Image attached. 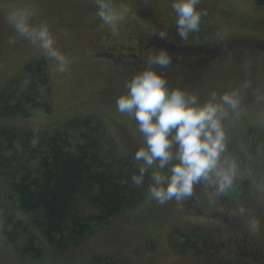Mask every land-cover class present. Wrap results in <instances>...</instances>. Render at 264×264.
<instances>
[{"label":"rangeland","instance_id":"1","mask_svg":"<svg viewBox=\"0 0 264 264\" xmlns=\"http://www.w3.org/2000/svg\"><path fill=\"white\" fill-rule=\"evenodd\" d=\"M32 2L50 23L71 65L66 73H57L54 61L17 37L0 19V216L11 215L15 220L27 215L11 203L14 199L9 198L13 193L10 183L22 169L28 146L55 132L76 135L79 129L98 124L93 134L98 144L108 150L102 151L104 160L126 157L133 164L129 169L137 173L133 143H142L143 138L136 121L117 111L116 98L124 90V80L142 69L147 55L161 48L162 43L152 40L151 45L145 40L157 31L167 33L163 40L168 43L171 64L163 71L172 86H179L186 63L194 57L187 53L186 45L240 39L209 62L204 70L210 77L203 88L207 96L213 90L223 91L251 81L252 87L245 90L247 114L229 127V135L233 142L250 139L253 153L256 145L264 144V130L253 125L264 111V105L253 102L254 90L264 85V74L258 73L264 64V48L253 46L264 42V1L201 0L199 9L207 14L201 18L200 31L187 41L176 34L171 0H117L130 5L135 19L129 18L115 35L96 16L94 0ZM13 39L15 43H10ZM98 45L113 47L109 53L112 56L102 53ZM139 50L141 60L133 66L114 57L119 51L125 54ZM35 57L45 61L46 85L34 73L33 64L28 65ZM252 172L264 175V159L254 158ZM148 183L146 178L142 199L114 215L105 226L62 250L45 244L39 257L15 249L0 225V264H264L261 244L260 250L242 247V243L229 252L212 248L218 239H226L233 232L223 212L234 216L238 231L246 230L264 240V206L249 196L247 176L239 182V200L256 209L261 224L257 233L248 231L245 218L239 216L231 198L209 199L207 190L197 188L194 197L161 206L148 197ZM74 208L86 213L95 210L87 193L77 196ZM229 245L234 246L233 242Z\"/></svg>","mask_w":264,"mask_h":264},{"label":"clouds","instance_id":"2","mask_svg":"<svg viewBox=\"0 0 264 264\" xmlns=\"http://www.w3.org/2000/svg\"><path fill=\"white\" fill-rule=\"evenodd\" d=\"M94 4L96 16L114 35L129 18L135 19L127 3L94 0ZM200 4L201 0H171L181 40L200 31L201 18L207 14ZM0 19L17 37L54 61L57 73L69 70L70 57L60 49L50 23L32 0L0 2ZM158 36L163 40L167 33L160 31ZM170 64L166 49L154 50L116 98L117 111L136 121L143 138L134 153L137 173L131 176L132 184L143 186L147 178V195L161 206L172 200L182 203L194 197L197 188L207 190L209 199L231 198L248 231L259 232L256 209L239 200V182L247 176L249 196L264 206V175L252 172L254 158L264 159V144L256 145L253 153L250 139L233 142L229 135V127L247 114L245 90L252 87L251 81L213 90L201 99L190 89L169 84L163 70ZM253 102L264 105V86L254 90ZM253 125L264 130V111Z\"/></svg>","mask_w":264,"mask_h":264},{"label":"trees","instance_id":"3","mask_svg":"<svg viewBox=\"0 0 264 264\" xmlns=\"http://www.w3.org/2000/svg\"><path fill=\"white\" fill-rule=\"evenodd\" d=\"M162 41L161 47L168 48V43ZM239 42L240 39L235 38L219 39L217 44L186 45L187 53H193L194 57L186 63L180 83L184 80V85L191 86L188 71L198 77L200 71L209 74L205 71L209 62ZM254 44L264 48V42ZM194 61H197L195 67ZM32 64L34 73L46 85L45 61L35 57L28 65ZM28 65L25 69L30 67ZM97 125L79 129L76 135L55 132L40 143L28 146L22 169L10 183L13 193L9 195L14 199L10 201L14 208L27 215L15 220L11 215L0 216L1 231L20 253L39 257L45 244L65 249L142 199L144 185L137 187L131 181V176L136 174L129 169L133 164L120 155L111 162L104 160L102 151L108 150L98 144L93 134ZM82 193L88 194L94 211H76L74 204Z\"/></svg>","mask_w":264,"mask_h":264},{"label":"flooded vegetation","instance_id":"4","mask_svg":"<svg viewBox=\"0 0 264 264\" xmlns=\"http://www.w3.org/2000/svg\"><path fill=\"white\" fill-rule=\"evenodd\" d=\"M158 33L159 32L157 31V33H155V35L153 33L152 34H148L147 35L148 37H146L145 40L151 45H152V40L154 42L161 43L162 40L159 38ZM112 48L113 47H110V46L98 45V49L102 53L108 54L110 56H112L111 54H109L111 52ZM141 54H142V50H139L136 53L135 52H128V53H125V54H123L121 51H119V53H115L114 54L115 55L114 57H117V58L121 59L125 63H130V64H132L131 66H133V65L137 64L138 60H141L140 59ZM196 62L197 61H194L193 64H192L194 67L196 66ZM259 69L260 70L258 71V73L261 72V73L264 74V64H262V66H260ZM195 71H196V69L194 68L193 72H195ZM198 74H199V77L196 76V75L193 76V73L192 72L189 73V71H188V76H190V77H187V80L192 82L191 86L184 85V80L182 81V83H180L179 86L180 87L186 86L187 89H190V90L194 91L195 93H197L200 96L201 99H203V98H205L206 92H207L206 90H204L203 84L207 83V81H208L210 76L206 72L201 73V71ZM257 77H258V74L256 75V79H257ZM113 83H115L116 86L118 84L117 81H114ZM125 83L126 82L124 80L123 84L125 85ZM262 86H264V85H262ZM186 87H184V88H186ZM130 138H132V137H130ZM139 144L140 143H135V142L133 143L134 152L136 151V149L139 146ZM223 214H225V216L228 217V221L231 222L229 224H230V226H232L233 232H231L230 237H227L226 239H218L216 241L217 245H215V247H212L213 249H215V250L222 249L224 251L229 252V250L231 251L232 248H235V247L239 248L237 243L244 244L242 247H245L246 245H248L249 248L252 249V250H254V249L260 250V244L262 246H264V240L260 241V238H257V237H254V236L250 235L246 230L238 231L237 224L234 221L235 218H234V216L232 214H230L229 212H223ZM220 215L222 216V213H220ZM229 216H231V217H229ZM219 220L221 221L222 219L219 218ZM229 242H233L234 246L229 245ZM256 246H258L259 249ZM244 264H250V263L246 261V262H244Z\"/></svg>","mask_w":264,"mask_h":264}]
</instances>
